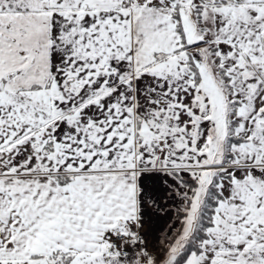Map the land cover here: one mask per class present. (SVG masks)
Listing matches in <instances>:
<instances>
[{
    "label": "snow or ice",
    "instance_id": "obj_1",
    "mask_svg": "<svg viewBox=\"0 0 264 264\" xmlns=\"http://www.w3.org/2000/svg\"><path fill=\"white\" fill-rule=\"evenodd\" d=\"M0 264H264V0H0Z\"/></svg>",
    "mask_w": 264,
    "mask_h": 264
},
{
    "label": "crops",
    "instance_id": "obj_2",
    "mask_svg": "<svg viewBox=\"0 0 264 264\" xmlns=\"http://www.w3.org/2000/svg\"><path fill=\"white\" fill-rule=\"evenodd\" d=\"M172 212H158L151 215L144 221L142 232L146 234L149 246L153 243L154 238H158L170 227Z\"/></svg>",
    "mask_w": 264,
    "mask_h": 264
}]
</instances>
